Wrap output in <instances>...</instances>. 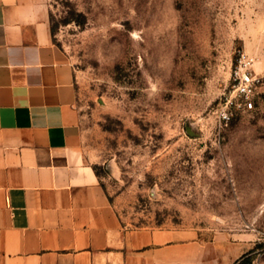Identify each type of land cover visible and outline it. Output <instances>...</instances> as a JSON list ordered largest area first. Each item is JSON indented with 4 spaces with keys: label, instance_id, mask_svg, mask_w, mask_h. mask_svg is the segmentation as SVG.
<instances>
[{
    "label": "rangeland",
    "instance_id": "374dc122",
    "mask_svg": "<svg viewBox=\"0 0 264 264\" xmlns=\"http://www.w3.org/2000/svg\"><path fill=\"white\" fill-rule=\"evenodd\" d=\"M84 150L123 225L193 231L264 264V0H46ZM240 53L256 109L219 122Z\"/></svg>",
    "mask_w": 264,
    "mask_h": 264
},
{
    "label": "crops",
    "instance_id": "0c3cea01",
    "mask_svg": "<svg viewBox=\"0 0 264 264\" xmlns=\"http://www.w3.org/2000/svg\"><path fill=\"white\" fill-rule=\"evenodd\" d=\"M51 32L46 0H0V264H207L193 231L123 225Z\"/></svg>",
    "mask_w": 264,
    "mask_h": 264
},
{
    "label": "built area",
    "instance_id": "2783aa9c",
    "mask_svg": "<svg viewBox=\"0 0 264 264\" xmlns=\"http://www.w3.org/2000/svg\"><path fill=\"white\" fill-rule=\"evenodd\" d=\"M262 76L254 70V59L240 53L232 70V81L224 92L216 110L219 122L227 123L239 112H251L259 96L257 88L262 85Z\"/></svg>",
    "mask_w": 264,
    "mask_h": 264
},
{
    "label": "trees",
    "instance_id": "16d2710c",
    "mask_svg": "<svg viewBox=\"0 0 264 264\" xmlns=\"http://www.w3.org/2000/svg\"><path fill=\"white\" fill-rule=\"evenodd\" d=\"M52 30V28H51ZM250 258L247 257H241L240 259L236 260L234 264H250Z\"/></svg>",
    "mask_w": 264,
    "mask_h": 264
}]
</instances>
